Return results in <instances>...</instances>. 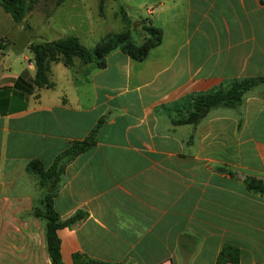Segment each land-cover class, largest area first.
<instances>
[{"label": "crops", "instance_id": "crops-1", "mask_svg": "<svg viewBox=\"0 0 264 264\" xmlns=\"http://www.w3.org/2000/svg\"><path fill=\"white\" fill-rule=\"evenodd\" d=\"M145 9L164 39L144 62L118 49L103 70L53 64L54 87L25 93L36 75L31 43L9 52L18 24L0 7L9 43L0 56V264H52L35 213L44 194L28 165L48 168L91 135L54 198L64 222L87 214L58 231L64 264L75 255L217 264L226 246L239 249V264H264V194L248 187L264 183V86L239 109L211 110L196 126L173 123L189 95L264 78V3L148 0Z\"/></svg>", "mask_w": 264, "mask_h": 264}, {"label": "trees", "instance_id": "trees-1", "mask_svg": "<svg viewBox=\"0 0 264 264\" xmlns=\"http://www.w3.org/2000/svg\"><path fill=\"white\" fill-rule=\"evenodd\" d=\"M42 0H0V7L11 15L17 24L23 23L26 18L36 9ZM264 3V0H262ZM145 39L137 44L126 34L115 35L108 40L101 41L95 50H89L78 37H66L53 42L32 43L30 52L36 66V75L30 90L20 86L26 82L20 79L18 87L25 93L51 89L53 64H63L65 67H73L76 61L83 65H94L98 70L107 67V58L114 51L120 49L136 62H144L150 52L161 46L164 33L161 29L153 26H144ZM8 41L0 38V56L7 49ZM264 86V78L241 79L223 84L208 92L192 94L182 99V111L178 119L173 121L177 126H196L204 119L211 110L218 108L239 109L244 103L246 96L256 88ZM95 134V132H94ZM95 143V136L91 135L84 142H76L58 157L52 166L46 167L41 161L35 160L28 165V172L35 176L38 186L44 194L40 209L35 213L46 223V240L48 253L52 264H64L61 252V240L58 231L66 227H74L87 218L85 213H77L68 221H62L54 208V198L62 187L64 174L68 164L80 154L89 150ZM250 190L264 194V183L251 179L248 182ZM240 251L233 246H226L222 250L217 264H239ZM74 264H112L95 261L80 255L74 256Z\"/></svg>", "mask_w": 264, "mask_h": 264}, {"label": "rangeland", "instance_id": "rangeland-1", "mask_svg": "<svg viewBox=\"0 0 264 264\" xmlns=\"http://www.w3.org/2000/svg\"><path fill=\"white\" fill-rule=\"evenodd\" d=\"M130 1L44 0L41 10L34 11L27 22L18 24L15 47H10L9 52L23 50L28 42L42 43L66 37H78L93 51L101 41L126 33L141 44L146 34L144 26L151 20L145 9L148 0ZM25 53L30 55L28 50Z\"/></svg>", "mask_w": 264, "mask_h": 264}, {"label": "built area", "instance_id": "built-area-1", "mask_svg": "<svg viewBox=\"0 0 264 264\" xmlns=\"http://www.w3.org/2000/svg\"><path fill=\"white\" fill-rule=\"evenodd\" d=\"M153 10H154V8L149 9V14H152L153 13Z\"/></svg>", "mask_w": 264, "mask_h": 264}]
</instances>
